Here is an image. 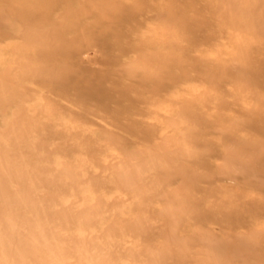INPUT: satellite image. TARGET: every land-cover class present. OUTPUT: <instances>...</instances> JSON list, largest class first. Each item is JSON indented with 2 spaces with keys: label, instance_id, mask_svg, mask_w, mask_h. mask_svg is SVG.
<instances>
[{
  "label": "rangeland",
  "instance_id": "obj_1",
  "mask_svg": "<svg viewBox=\"0 0 264 264\" xmlns=\"http://www.w3.org/2000/svg\"><path fill=\"white\" fill-rule=\"evenodd\" d=\"M0 264H264V0H0Z\"/></svg>",
  "mask_w": 264,
  "mask_h": 264
}]
</instances>
